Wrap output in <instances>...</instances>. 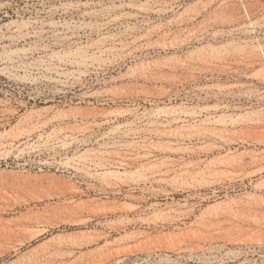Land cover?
<instances>
[{
  "label": "rangeland",
  "instance_id": "374dc122",
  "mask_svg": "<svg viewBox=\"0 0 264 264\" xmlns=\"http://www.w3.org/2000/svg\"><path fill=\"white\" fill-rule=\"evenodd\" d=\"M42 24L0 45V264H264V0H0L1 36ZM86 109L108 125L48 122ZM95 155L107 172L85 180ZM202 222L207 242L171 249Z\"/></svg>",
  "mask_w": 264,
  "mask_h": 264
},
{
  "label": "bare ground",
  "instance_id": "6f19581e",
  "mask_svg": "<svg viewBox=\"0 0 264 264\" xmlns=\"http://www.w3.org/2000/svg\"><path fill=\"white\" fill-rule=\"evenodd\" d=\"M124 4H126V3H124ZM127 6H129V5H127ZM144 7H146V6H144ZM139 9H140V7L137 8L136 12ZM142 10H144V9H142ZM136 12L134 14H130V12H128V13H125V15L127 14V16H129V17H135L136 15H138V12L137 13ZM98 17L101 18V19H103V20H101L97 24L98 26H96V27H98L99 30H103V28H105L108 24L113 23L114 20H115V17L112 18V16L110 14L107 15L105 13H101L100 15H98ZM46 26H47L46 24H42V26L40 28V31L39 32H34L33 34H28V33L25 34L23 32H20L18 34V36L16 38H14V39H13V37H12L11 34H6V35H2V36L0 35L1 36L0 37V45H2V44L4 45L7 41H10V40H14L16 42L17 41H20V40H22L27 35H29V36L30 35L31 36L34 35L35 37L36 36H39L40 37L41 34L45 32ZM129 31H130V28L126 29L125 32H129ZM179 48H180V44L179 43L172 44V45H169V46H166L165 44H161V46L159 47V49L161 51H165V50L167 51V50L179 49ZM12 62H14V61L12 60ZM55 62H56V60H55ZM75 63L77 65H80V66L88 65L87 64L88 63V60L85 57H81V58H78L75 61ZM50 64H51V62H50ZM142 65H144L143 66V69L139 73L133 74L132 79H131V80L135 81L137 85H139L140 82H142V81H145V82H153L155 80V77L156 76L167 77V76H169V72L165 68H170V69L175 70L177 72L179 70V65H181V64L179 62H177L176 60H174L172 62H166V63L153 61V62L143 63ZM40 66H44V65H40ZM46 66H44V67L46 68ZM6 68L7 67H2L1 66L0 67V74H2V75H5L6 74L7 76H12L13 77L12 73L10 74V72H7ZM37 68H38V66H37ZM110 96H111V99H113V100L119 97V95L116 94V93H113ZM92 98L93 97L91 95H85L84 98H82L80 100V102L81 103H83V102H87L88 103L89 100L92 99ZM109 121H110L109 116H107L104 112L103 113H100V112H96V111H94L92 109H86V110H81V111H77V112H72L71 114H64V115L57 116L55 118L50 119L48 122H50V123H53V122L57 123L58 126H59V128H60L59 129L60 131L67 130L68 131L67 132V136L69 137V136H72L74 134V132H76V129L73 126L70 125L72 122H74V123L82 122L81 124H83V126H82L81 129H78L77 132L79 134H81V135H84V134H86L89 131L95 130L96 128H101L103 126L108 125ZM216 122H221V121H216ZM65 124H67V125L64 126ZM223 125H227V122H224ZM220 132H221L220 130L214 129L212 131H207L206 133H203V134H200V135H197V136H192L191 138H195V139L198 140V139H204V138L220 137L221 136ZM135 160H136V158H135ZM80 162H82V164ZM118 163L120 164V162H118ZM108 166L109 165L107 164V161H106V159H105L104 156L95 155L93 157H87V158H84L83 160H79V162H77V165H76V170L85 178V180H91V179H94V178L96 179L98 176L105 175L106 172H107V167ZM106 184L109 187H112V186H115L116 188L120 187V185L113 184L111 182H107ZM116 190H118V189H115V191ZM182 216L183 215H179L177 217L180 218ZM173 219L174 218L172 216H170L167 212H163L161 214L156 213V214H154V216L149 217V218H144V219H142V221H144V223H146L147 225L150 226L152 224L158 225L159 223H166L167 220H173ZM211 225H213L212 222H209L207 224H205V223L202 222L201 223V227L203 226L204 228H206V231H202L201 229L200 230L199 229H196V230H192L191 232H189L187 234H183L182 236L177 237L176 241L173 242V244L171 246V249L172 250H177V251H183V250L185 251L187 249H192L195 246H199V244L202 243V242H204V243L207 242L208 241V237H209V234H208L207 231L210 229ZM146 235H148V234H145V236ZM139 237H143V236L141 234H139ZM174 243H176V244H174ZM195 243H197L198 245H195ZM138 245H140L141 247L142 246L143 247H146V246L149 247L151 245L154 246L155 245V242L152 239L150 240V238H146V240H144V239L140 240L139 243H138Z\"/></svg>",
  "mask_w": 264,
  "mask_h": 264
}]
</instances>
